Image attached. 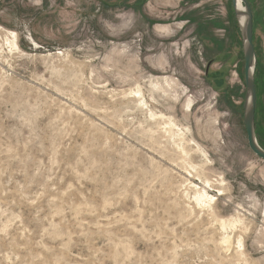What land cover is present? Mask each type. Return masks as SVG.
I'll return each instance as SVG.
<instances>
[{
	"label": "rangeland",
	"instance_id": "374dc122",
	"mask_svg": "<svg viewBox=\"0 0 264 264\" xmlns=\"http://www.w3.org/2000/svg\"><path fill=\"white\" fill-rule=\"evenodd\" d=\"M245 94L232 0H0V264H264Z\"/></svg>",
	"mask_w": 264,
	"mask_h": 264
},
{
	"label": "water",
	"instance_id": "95a60500",
	"mask_svg": "<svg viewBox=\"0 0 264 264\" xmlns=\"http://www.w3.org/2000/svg\"><path fill=\"white\" fill-rule=\"evenodd\" d=\"M240 1V6L238 5ZM234 14L242 36L243 54L245 58L246 94L243 105V120L247 133L248 145L251 151L264 161V148L260 145L255 127L257 89L256 68L257 56L254 45V25L252 8L247 0H232Z\"/></svg>",
	"mask_w": 264,
	"mask_h": 264
},
{
	"label": "bare ground",
	"instance_id": "6f19581e",
	"mask_svg": "<svg viewBox=\"0 0 264 264\" xmlns=\"http://www.w3.org/2000/svg\"><path fill=\"white\" fill-rule=\"evenodd\" d=\"M238 5L240 6V1H238ZM163 32V31H162ZM207 185V184H206ZM198 198V200H203V199H205V198H208V196L206 195V193H203V194H199L198 196H197ZM211 198V197H210ZM199 202V201H198Z\"/></svg>",
	"mask_w": 264,
	"mask_h": 264
},
{
	"label": "trees",
	"instance_id": "16d2710c",
	"mask_svg": "<svg viewBox=\"0 0 264 264\" xmlns=\"http://www.w3.org/2000/svg\"><path fill=\"white\" fill-rule=\"evenodd\" d=\"M256 72H257V68H256ZM256 79V78H255ZM255 82H256V80H255ZM261 145V144H260Z\"/></svg>",
	"mask_w": 264,
	"mask_h": 264
}]
</instances>
